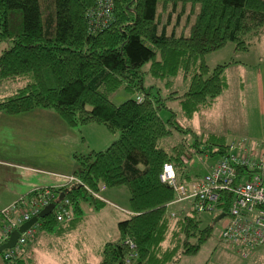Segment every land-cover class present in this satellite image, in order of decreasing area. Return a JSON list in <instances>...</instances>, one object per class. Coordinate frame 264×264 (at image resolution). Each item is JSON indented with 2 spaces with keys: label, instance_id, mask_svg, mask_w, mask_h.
<instances>
[{
  "label": "trees",
  "instance_id": "1",
  "mask_svg": "<svg viewBox=\"0 0 264 264\" xmlns=\"http://www.w3.org/2000/svg\"><path fill=\"white\" fill-rule=\"evenodd\" d=\"M263 26L264 0H0V43L5 44L0 83L20 84L0 97V111L18 114L46 107L70 125L94 122L117 133L106 148L75 154L70 185L44 187L56 206L37 219L15 264H26V246H34L39 237L66 236L77 228L82 200L103 207L105 201L91 192L102 194L115 186L127 187L130 213L117 222L116 239L100 246L96 264H176L181 255L194 254L212 225L200 226L195 199L182 215L169 216L167 205L176 201L175 194L159 174L163 163L170 162L178 182L202 178L207 171L203 176L190 173L194 154L221 159L227 141L222 133L187 128L190 141L167 148L161 141L170 134V118L165 123L159 111L168 109L175 120L168 98L178 100L185 118L212 105L227 87L231 62L209 70L204 56L227 42L235 50L248 48ZM145 74L166 78V83L182 74L187 87L181 94L163 96L149 89L153 85H144ZM120 89L135 95L116 104L109 95ZM36 196L33 190L19 200L31 202ZM225 196L223 205L203 212H214V219L221 213L217 208L227 211ZM61 204L70 218L57 219ZM51 246L52 241L48 250Z\"/></svg>",
  "mask_w": 264,
  "mask_h": 264
},
{
  "label": "rangeland",
  "instance_id": "2",
  "mask_svg": "<svg viewBox=\"0 0 264 264\" xmlns=\"http://www.w3.org/2000/svg\"><path fill=\"white\" fill-rule=\"evenodd\" d=\"M4 47L5 44L0 43V49ZM248 47L249 50H235L234 43L227 42L204 56L209 70L219 63L231 62L226 68L227 87L212 105L196 111L190 118L181 116L176 98H168L166 104L175 111L176 122L171 120L173 113L168 109L159 111L165 123L170 118V124L167 123L170 134L163 143L161 141V145L169 148L179 141L189 140L192 134L187 128L198 133H222L226 141L245 137L253 142L264 136V65L262 63L256 69L254 64L247 65L264 58V26L259 39ZM147 68L148 64H145L143 70ZM166 80L144 75V85H153L149 89L152 92L160 90L163 96L181 94L188 83L182 74L174 76L167 83ZM19 85L7 82L0 87L9 93ZM134 95L120 89L110 94L109 98L118 104ZM25 112L32 113L13 119L11 123L0 119V210L19 201L31 187L70 185L68 178L73 176L75 154L104 149L117 134L110 132L103 124L94 122L70 125L51 108L38 106ZM199 147L206 151L203 144ZM218 159V155L194 154L190 160V173L203 176ZM91 193L93 197L103 199L104 206L97 209L88 199L82 200V223L66 236L39 237L34 246L27 245L24 251L26 264H96L100 246L116 239L117 222L129 216V191L125 186H115L106 188L102 194L98 190ZM11 194H19V197L4 206ZM189 197V193L181 194L176 201L167 205L168 212L182 215L191 206ZM214 215V212L199 213L200 226L212 225L210 235L194 254L181 255L176 264H264V246L257 247L244 257L228 243L218 239L227 218L224 216L212 223ZM51 241L52 246L48 250L47 244ZM0 264H6L1 253Z\"/></svg>",
  "mask_w": 264,
  "mask_h": 264
},
{
  "label": "built area",
  "instance_id": "3",
  "mask_svg": "<svg viewBox=\"0 0 264 264\" xmlns=\"http://www.w3.org/2000/svg\"><path fill=\"white\" fill-rule=\"evenodd\" d=\"M159 178L173 190L175 200L181 194L189 193L188 199H195L193 204L198 212L211 211L223 205L226 202L224 196L227 195V211L220 208L216 211L227 218L218 239L228 243L244 257L257 247L264 246V136L253 142L245 137L231 138L227 142L225 155L210 166L202 178L188 183L178 182L175 168L170 162L163 163ZM73 179L72 176L68 181ZM35 191L37 198L31 202L21 199L0 210V245L8 239L12 230L37 215L46 205L53 203L56 206L49 189ZM67 203L65 200L64 204ZM64 204L57 209L58 220L70 218V210ZM168 215L173 217L175 212ZM34 232L35 223L20 232L13 247L1 251L7 264H15L19 246Z\"/></svg>",
  "mask_w": 264,
  "mask_h": 264
},
{
  "label": "water",
  "instance_id": "4",
  "mask_svg": "<svg viewBox=\"0 0 264 264\" xmlns=\"http://www.w3.org/2000/svg\"><path fill=\"white\" fill-rule=\"evenodd\" d=\"M53 206H54L53 203H49L37 215L31 217L28 221H26L25 223L20 225L18 229L12 230L8 239L0 245V251L5 249V248L13 247L14 244L16 243V240H17L20 232L25 230L26 228H28L32 224H34L38 218H40V217L44 216L45 214H47L48 212H50L52 210ZM222 217H223V213L218 214L217 216L214 217L212 223H215L216 221H218Z\"/></svg>",
  "mask_w": 264,
  "mask_h": 264
},
{
  "label": "crops",
  "instance_id": "5",
  "mask_svg": "<svg viewBox=\"0 0 264 264\" xmlns=\"http://www.w3.org/2000/svg\"><path fill=\"white\" fill-rule=\"evenodd\" d=\"M247 50H249V47L248 48H246ZM1 50V49H0ZM263 63V65H264V58H262V59H260V60H256L255 61V63H249V64H247V65H253L254 64V67H255V69L258 67V66H261V64ZM245 65V64H244ZM227 74V73H226ZM227 81H228V78H227ZM3 83H7V82H1L0 83V86H2L3 85ZM242 86H243V84H242ZM3 87H0V97H2V96H5V95H7V94H9L11 91H9V93H7V91H3ZM217 98V97H216ZM216 101V100H215ZM214 101V102H215ZM2 112V111H1ZM30 113H32V112H22V113H20V114H18V115H9V114H6V113H4L3 114V112L2 113H0V117L1 116H3V117H5V118H0L1 120L2 119H5V121H6V123H11V122H13L12 120L13 119H19L20 117H22V116H24V115H29ZM25 117V116H24ZM114 137H115V135H114ZM113 137V138H114ZM230 140V139H229ZM229 140H227V142L229 141ZM75 166V165H74ZM74 169V168H73ZM73 174V173H72ZM59 186H63V185H60V184H52V185H40L39 187H37V186H34V187H31L30 189H28V191H27V193L28 192H31V191H33V190H35L36 188H40V187H59ZM26 193V194H27ZM17 197H19V194H11V195H9L8 197H7V202L4 204V206H6L7 204H8V202H10V201H12V200H14V199H16Z\"/></svg>",
  "mask_w": 264,
  "mask_h": 264
},
{
  "label": "bare ground",
  "instance_id": "6",
  "mask_svg": "<svg viewBox=\"0 0 264 264\" xmlns=\"http://www.w3.org/2000/svg\"><path fill=\"white\" fill-rule=\"evenodd\" d=\"M18 228H19V227H18ZM18 228H17V229H18ZM3 250H4V249H3Z\"/></svg>",
  "mask_w": 264,
  "mask_h": 264
}]
</instances>
